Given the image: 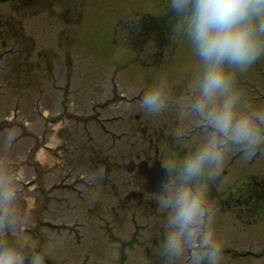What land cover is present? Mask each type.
<instances>
[{
  "label": "rangeland",
  "instance_id": "rangeland-1",
  "mask_svg": "<svg viewBox=\"0 0 264 264\" xmlns=\"http://www.w3.org/2000/svg\"><path fill=\"white\" fill-rule=\"evenodd\" d=\"M153 19L158 26L150 32ZM136 28L141 32L134 35ZM167 42L172 47L159 54ZM201 70L171 0H0V245L43 254L46 264H194L192 254L201 239L185 235L178 254L169 251L166 243L169 232L177 228L172 223L173 201L180 191L188 190L200 198L204 213L210 212L206 228L192 231L203 230L221 245V264H264V199L255 208L256 215L247 210L240 217L230 209L246 188L264 192V55L247 70L233 69L229 92L211 99L202 95ZM158 85L163 89V106L155 111L143 109L142 93ZM69 91L73 103L69 107L64 101L63 109ZM228 96L234 97L232 119L220 128L222 136L207 133L176 142V132H190L189 122L196 120L193 110L217 127ZM91 97L104 101V108L94 106L97 100L93 103ZM18 101L30 130L40 139L39 147L30 140L9 147L8 141L19 129L7 130L10 121L6 119ZM76 105L81 112L74 111L83 115H94L99 107L106 118L104 124L100 121L105 132L94 125L95 140L86 141L89 135L71 132L69 138L77 151L75 174L89 173L90 185L99 182L100 191L93 196V188L88 189L74 209H37L41 198L49 195L31 191L26 177L18 186L21 195L15 192L16 160L20 157L36 165L33 175L37 166L42 168L43 181L58 178V165L65 169L72 165L68 155L63 162L54 151L67 140L63 133L67 121L50 126L45 120ZM33 106L43 108L44 114L34 115ZM15 112L13 121L20 124L22 119ZM110 117L112 122L107 121ZM243 119L250 121L247 134L237 129ZM93 123L88 122L87 128L91 130ZM23 133L29 135L26 129ZM211 144L220 158L205 161L198 174L186 175L185 161ZM157 158L168 166L174 181L160 194L141 196L138 164ZM32 170L26 171L27 178ZM8 191L18 198L4 199L2 194ZM24 209L34 213L26 215L29 224L24 230H17L11 221L16 211ZM48 217L55 222L83 218L87 229L83 243L64 234L76 225L50 229L55 224H41ZM196 223L204 224V216ZM130 239L137 243L127 245Z\"/></svg>",
  "mask_w": 264,
  "mask_h": 264
},
{
  "label": "clouds",
  "instance_id": "clouds-1",
  "mask_svg": "<svg viewBox=\"0 0 264 264\" xmlns=\"http://www.w3.org/2000/svg\"><path fill=\"white\" fill-rule=\"evenodd\" d=\"M171 7L181 20V28L191 43L202 65L200 87L202 95L211 99L228 93L235 73L233 69L247 70L264 55V0H171ZM228 96L225 109L217 116V127L231 124V104ZM162 85L153 86L143 94L141 107L158 110L163 106ZM250 121L243 119L237 129L247 134ZM219 153L204 147L184 163V172L193 176L201 171L205 161L218 160ZM14 193L2 194L10 200ZM172 223L178 227L169 232L167 248L178 254L183 248V238L201 239L192 254L194 264H221L223 251L213 238L192 231L204 216L201 200L188 190L180 191L175 200ZM0 264H46L43 254H27L15 247L0 245Z\"/></svg>",
  "mask_w": 264,
  "mask_h": 264
},
{
  "label": "water",
  "instance_id": "water-1",
  "mask_svg": "<svg viewBox=\"0 0 264 264\" xmlns=\"http://www.w3.org/2000/svg\"><path fill=\"white\" fill-rule=\"evenodd\" d=\"M147 176L150 180L148 182V189L151 191H159L163 182H168V175L166 169L161 168L159 162L155 163L153 167L149 168L146 162L140 164L138 176Z\"/></svg>",
  "mask_w": 264,
  "mask_h": 264
},
{
  "label": "flooded vegetation",
  "instance_id": "flooded-vegetation-1",
  "mask_svg": "<svg viewBox=\"0 0 264 264\" xmlns=\"http://www.w3.org/2000/svg\"><path fill=\"white\" fill-rule=\"evenodd\" d=\"M19 1H23V0H19ZM170 174H171V178H172V182H173L174 180H173V177H172V173L170 172ZM142 182H143V180H141V184H142ZM141 184H140V186H141ZM168 186H165V188L163 189V191L166 190ZM141 194H142L141 196H143L144 194H146V195H154V194H150L148 192H141ZM235 198H238L237 200L239 201V203H236L233 200V202H234L233 205L234 206H238V205H241V204H244L245 202H247L249 197H247L246 195H242V196H236Z\"/></svg>",
  "mask_w": 264,
  "mask_h": 264
},
{
  "label": "trees",
  "instance_id": "trees-1",
  "mask_svg": "<svg viewBox=\"0 0 264 264\" xmlns=\"http://www.w3.org/2000/svg\"><path fill=\"white\" fill-rule=\"evenodd\" d=\"M153 20H154V19H153ZM157 26H158V23H156V20H154V21L152 22V25H151V28H152L151 32L157 30ZM146 27H147V25H146ZM160 29L162 30V27H160ZM138 32H141V31H139V29L136 28V30H135V32H134V35L138 34ZM163 34H164V33H163ZM163 40H164V39H163ZM163 40H159V43H160V42L164 43ZM162 43H160V44H162ZM170 44H171V43H168V42H167V44H166V46H165L164 49L168 48V47L170 46ZM164 49H161L160 52H162ZM160 52H159V53H160ZM252 193H254L255 195H256V194H260V192H259L258 190H256V189H253V190H252Z\"/></svg>",
  "mask_w": 264,
  "mask_h": 264
}]
</instances>
